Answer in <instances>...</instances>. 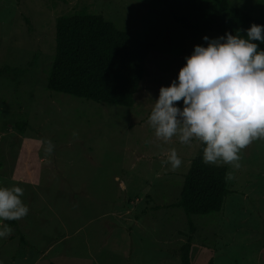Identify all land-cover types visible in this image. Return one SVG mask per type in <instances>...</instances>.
<instances>
[{
    "label": "rangeland",
    "instance_id": "1",
    "mask_svg": "<svg viewBox=\"0 0 264 264\" xmlns=\"http://www.w3.org/2000/svg\"><path fill=\"white\" fill-rule=\"evenodd\" d=\"M230 8L264 21V0ZM82 10L154 45L133 107L47 90L57 19ZM204 36L219 37L190 35L151 0H0V187H21L29 209L0 239L4 264H181L190 236L192 264H264V139L241 151L239 168L215 164L228 168L223 210L187 216L172 205L204 146L163 142L147 123Z\"/></svg>",
    "mask_w": 264,
    "mask_h": 264
},
{
    "label": "trees",
    "instance_id": "2",
    "mask_svg": "<svg viewBox=\"0 0 264 264\" xmlns=\"http://www.w3.org/2000/svg\"><path fill=\"white\" fill-rule=\"evenodd\" d=\"M164 6L177 25L192 36L213 32L236 34L263 20L251 17L241 9L230 8V0H151ZM258 43V42H257ZM259 47L264 49V44ZM154 45L119 29L101 15L82 10L59 17L55 29V54L48 71L47 90L74 98L124 108L135 105L146 76V64ZM4 71L0 70V78ZM21 133L25 125L19 124ZM232 192L228 188L226 166L203 163L202 157L191 162L184 178L180 200L172 207L187 216H208L223 210ZM16 227L17 221H6ZM191 231L195 227L190 222ZM13 238V237H12ZM25 243V239L21 238ZM192 237L178 252L181 264H192ZM209 264H212L210 261Z\"/></svg>",
    "mask_w": 264,
    "mask_h": 264
},
{
    "label": "clouds",
    "instance_id": "3",
    "mask_svg": "<svg viewBox=\"0 0 264 264\" xmlns=\"http://www.w3.org/2000/svg\"><path fill=\"white\" fill-rule=\"evenodd\" d=\"M202 39L206 46H194L176 79L159 89L147 123L163 142L199 141L205 164L239 168L241 151L264 139V25ZM46 151H52L51 142ZM167 160L173 169L182 164L175 149ZM22 195L19 186L0 187V239L12 233L6 221L28 214Z\"/></svg>",
    "mask_w": 264,
    "mask_h": 264
}]
</instances>
